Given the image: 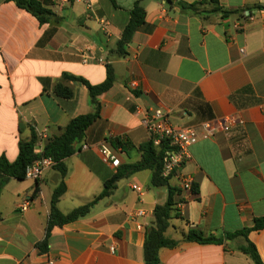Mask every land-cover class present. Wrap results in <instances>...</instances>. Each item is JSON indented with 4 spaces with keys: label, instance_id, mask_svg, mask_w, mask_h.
Masks as SVG:
<instances>
[{
    "label": "crops",
    "instance_id": "crops-1",
    "mask_svg": "<svg viewBox=\"0 0 264 264\" xmlns=\"http://www.w3.org/2000/svg\"><path fill=\"white\" fill-rule=\"evenodd\" d=\"M38 1L53 14L50 22L0 0V157L14 163L32 130L35 150L44 149L71 120L94 113L87 87L64 75L99 85L110 64L115 83L99 98L100 118L65 160L67 191L59 210L68 214L91 203L106 182L142 162V147L152 143L141 122L146 110L159 108L177 128L200 134L205 122L235 117L229 131L201 137L191 147L183 172L194 179V189L175 195L183 206L170 212L166 232L179 245L161 249L159 258L160 264H254L238 250L244 237L223 244L184 238L193 231L224 238L264 217V0H145L146 23L123 57L116 55L117 43L138 0H92L95 16L88 0ZM217 7L238 13L224 17L214 12ZM98 18L109 20L108 33ZM87 47L101 63H82ZM58 84L74 96L56 95ZM101 143L115 152L118 168L103 161ZM152 175L144 169L123 177L86 218L55 227L47 253L36 245L46 237L61 174L51 168L37 181L10 179L0 193V264H145L146 231L156 207L169 197L167 187L152 186ZM169 186L179 189V181L171 178ZM25 199L31 205L22 211ZM248 240L264 263V229L250 232Z\"/></svg>",
    "mask_w": 264,
    "mask_h": 264
},
{
    "label": "trees",
    "instance_id": "trees-1",
    "mask_svg": "<svg viewBox=\"0 0 264 264\" xmlns=\"http://www.w3.org/2000/svg\"><path fill=\"white\" fill-rule=\"evenodd\" d=\"M12 1H15L20 8L27 10L37 17L42 24L50 22L52 19L53 14L49 10L43 8L38 0ZM144 1L145 0H138L130 12V21L124 29L121 40L117 43V56L123 57L127 54V47L131 44L135 33L146 23V9L143 4ZM166 1L170 2V0ZM191 9L195 10L194 7H191ZM214 12H223L224 17L238 13L237 11H223L218 7L214 10ZM243 16L245 17L244 14ZM55 31V29L50 30L46 34L45 40H49L54 35ZM106 68V80L99 85H92L82 77L64 75L65 80L78 82L87 87L95 112L81 115L71 120V122L64 128V131L60 136L51 138L48 141L43 153L41 154L35 152V145L38 137L35 131L32 130L31 138L20 142L19 156L14 163H11L5 156L0 157V193L10 179H16L18 181L26 180L28 167L39 159L44 157H51L54 159L56 164L53 168L61 174V182L52 194L46 237L42 242L36 245L40 253H47L49 250L50 234L55 227H62L66 224L86 218L99 201L110 197L113 194L117 188L118 182L123 177L137 171L151 169L153 171L151 180L152 186L156 188L167 187L169 190L167 202L163 205H158L154 211V222L153 225L146 231L144 243L145 264H160V250L164 248H174L179 245L178 241H173L166 237V232L170 227V212L173 210L177 211V203L174 200V197L181 192L177 188H171L169 186V180L162 176L163 158L165 150L167 149L166 145L162 146L159 150L154 147L152 143L144 145L142 147L144 150V158L142 162L125 168L124 174L115 175L111 180L106 182L103 192L91 203L78 207L68 214H63L58 208L61 197L67 191L66 178L68 175V168L65 164V160L76 153L78 145L82 142L86 130L98 118H100L101 104L99 98L103 94L107 93L115 83L116 76L112 65L107 64ZM55 93L56 95L66 99H71L74 96L73 91L69 87L62 84L57 85ZM39 192L40 190L36 189L33 196L37 197ZM262 229H264V217L256 219L253 227L245 228L235 234H227L224 238L205 237L202 233L193 231L186 235L184 239L186 241L197 242L200 244H223L225 240H233L236 237L241 236L245 238L246 243L239 246L238 250L249 256L254 264H264L256 246L248 240L250 232Z\"/></svg>",
    "mask_w": 264,
    "mask_h": 264
},
{
    "label": "built area",
    "instance_id": "built-area-1",
    "mask_svg": "<svg viewBox=\"0 0 264 264\" xmlns=\"http://www.w3.org/2000/svg\"><path fill=\"white\" fill-rule=\"evenodd\" d=\"M199 3L205 0H197ZM87 8L93 16H95V3L92 0H88ZM98 22L101 29L108 33L110 22L106 18H98ZM244 53V51H242ZM81 61L84 64H89L91 61L102 62V60L93 58L90 54V48H86L81 51ZM133 87H136V83H132ZM138 112L141 111L140 108L137 109ZM142 125L148 131L151 137V142L154 147L161 148L166 145L162 166V176L165 179L170 180L171 178H176L179 181V190L192 192L194 189L195 181L186 173L183 172L184 166L191 159V147L198 143L201 137L203 138H213L218 132H227L230 130L231 126L236 123L235 117H228L221 120H212L205 122L202 125V134L195 128H177L171 122L169 115H167L163 110L159 108L146 110L142 117ZM89 145L84 144L83 149L88 150ZM103 161L110 164L114 168L120 166V160L114 151L110 150L108 146L101 143L98 147ZM37 150V149H36ZM35 152L38 154L43 153L44 149L39 148ZM56 162L51 157H44L36 161L34 164L28 167L26 172V179L37 181L39 180L44 172L55 166ZM134 189L140 194L143 190L138 187ZM30 200L25 199L21 205L20 209L22 211H27L30 207ZM183 202L177 204V207H182ZM139 214H143L139 212Z\"/></svg>",
    "mask_w": 264,
    "mask_h": 264
}]
</instances>
